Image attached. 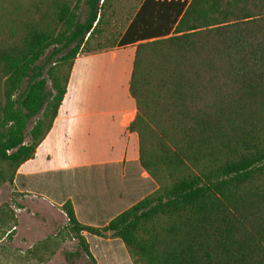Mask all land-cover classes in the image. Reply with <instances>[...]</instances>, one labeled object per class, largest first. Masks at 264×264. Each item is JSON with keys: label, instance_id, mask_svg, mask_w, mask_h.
Masks as SVG:
<instances>
[{"label": "trees", "instance_id": "trees-1", "mask_svg": "<svg viewBox=\"0 0 264 264\" xmlns=\"http://www.w3.org/2000/svg\"><path fill=\"white\" fill-rule=\"evenodd\" d=\"M113 1L41 0L21 15L0 0V181L34 158L76 57L134 46L127 131L158 188L100 231L66 199L69 264L81 250L95 264L82 232L110 233L138 264H264V0H141L94 48Z\"/></svg>", "mask_w": 264, "mask_h": 264}, {"label": "rangeland", "instance_id": "rangeland-1", "mask_svg": "<svg viewBox=\"0 0 264 264\" xmlns=\"http://www.w3.org/2000/svg\"><path fill=\"white\" fill-rule=\"evenodd\" d=\"M12 1L13 11L21 15L29 10L30 2L37 5L41 2V0ZM67 1L73 5L77 0ZM140 1L114 0L112 13H108L110 23L104 34L96 41H92V46L95 48L97 43L107 46L116 32L125 28ZM10 5L6 4V6ZM84 9V2L81 1L80 17ZM1 14L0 8V16ZM131 49L132 46L100 50L89 54L96 55L105 63L99 69L94 66V74L85 77L84 83L89 88V100L86 99V102L84 99V104L89 102L96 109L103 111L120 106L123 97L118 93L116 80L110 74L112 68H110L109 61L114 60L122 64L128 61L129 63ZM81 55L79 54L78 57ZM120 87H124V83ZM132 117V111H128L123 116V121L128 122ZM104 126L105 130L111 127L106 121ZM29 128L30 126L26 133ZM112 129L115 135L119 127L113 124ZM114 141L115 148L111 153L117 155L121 151L123 140L114 138ZM26 142H28L27 136ZM106 148L105 151H110ZM41 158L40 154L39 160ZM118 170V166L115 165L103 168L92 167L60 172L35 178V180L30 178L33 182L22 183L19 178L16 180V177L12 182L0 181V264H69L66 254L77 250L78 241L57 203L69 195L81 202V199L89 200L91 197V200L107 201L108 205L115 204L116 207L110 214L106 215L107 210L100 209L93 212L95 217H89L92 224L82 223L84 226L100 231L113 217L158 188V184L140 167L127 173V179L122 183L116 179ZM33 189L48 193L53 202L35 195ZM88 214L90 215V213L82 212L79 216L85 219L89 216ZM81 235L87 243L95 264H138L121 241L111 236L110 233L99 232L98 235H93L82 232ZM74 264H91V262L81 250V255L74 261Z\"/></svg>", "mask_w": 264, "mask_h": 264}, {"label": "crops", "instance_id": "crops-1", "mask_svg": "<svg viewBox=\"0 0 264 264\" xmlns=\"http://www.w3.org/2000/svg\"><path fill=\"white\" fill-rule=\"evenodd\" d=\"M134 49L132 46L129 63L128 61L124 64L116 63L114 60L109 61L112 68L110 74L116 80L117 91L123 98L118 108L104 111L96 109L89 102L84 104L83 100H89V88L84 83L85 77L94 74V66L99 69L105 62L103 59H98L96 55H89L90 53H83L80 57L79 55L76 57L70 72L66 94L51 130L37 147L34 158L18 168L16 180L19 178L22 183L33 182L30 178L35 180V178L60 172L115 165L119 168L116 179L122 183L127 179V173L139 167L137 135L127 131V126L135 115V105L128 94ZM123 83L124 87L121 88ZM128 111H132L133 117L130 121L124 122L123 116ZM105 121L111 125L107 130L104 126ZM113 124L119 127L115 135L112 129ZM114 138L123 140L121 151L117 155L111 153L115 148ZM105 147L110 151H105ZM40 154L42 158L39 160ZM34 194L53 202L48 193L34 191ZM66 199L71 200L76 217L83 224H92L89 217H95L93 212L105 209L108 215L116 207L115 204H106L107 201L91 200V197L89 200L81 199L82 202L76 201L71 195L57 203L61 205ZM82 212L90 213L92 216L88 214L89 216L82 219L79 216Z\"/></svg>", "mask_w": 264, "mask_h": 264}]
</instances>
